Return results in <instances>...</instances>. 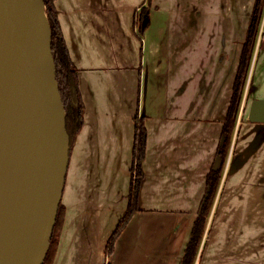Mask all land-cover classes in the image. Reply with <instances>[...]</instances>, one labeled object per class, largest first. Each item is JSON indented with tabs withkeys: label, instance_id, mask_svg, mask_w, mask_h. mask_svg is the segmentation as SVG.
I'll return each instance as SVG.
<instances>
[{
	"label": "crops",
	"instance_id": "obj_1",
	"mask_svg": "<svg viewBox=\"0 0 264 264\" xmlns=\"http://www.w3.org/2000/svg\"><path fill=\"white\" fill-rule=\"evenodd\" d=\"M146 2L55 1L84 123L70 150L52 264H180L198 215L255 0H150L140 35ZM210 66L224 87L233 74L220 105L210 98ZM136 116L147 130L140 210L108 256V234L128 206ZM242 122L239 114L195 264H264V138Z\"/></svg>",
	"mask_w": 264,
	"mask_h": 264
},
{
	"label": "water",
	"instance_id": "obj_2",
	"mask_svg": "<svg viewBox=\"0 0 264 264\" xmlns=\"http://www.w3.org/2000/svg\"><path fill=\"white\" fill-rule=\"evenodd\" d=\"M248 119L264 123V100ZM69 155L44 0H0V264H43Z\"/></svg>",
	"mask_w": 264,
	"mask_h": 264
},
{
	"label": "trees",
	"instance_id": "obj_3",
	"mask_svg": "<svg viewBox=\"0 0 264 264\" xmlns=\"http://www.w3.org/2000/svg\"><path fill=\"white\" fill-rule=\"evenodd\" d=\"M56 0H44L45 13L51 29V51L56 70V81L60 92L62 104L66 115V130L70 139V150L80 132L84 120V107L77 87L76 69L71 61L59 23ZM147 6L140 11L139 34H143L149 25L150 0ZM264 16V0H255L249 19L246 37L242 44L239 63L235 73L232 93L224 118L221 137L216 151V156L221 158L219 170L210 169L206 176L205 191L197 217L194 219L189 239L186 244L180 264H195L199 249L205 234L207 220L212 211L224 167L228 159L232 139L241 112L245 88L253 62L257 41L260 35ZM145 22V23H144ZM243 109V108H242ZM145 117H135L134 141L132 148V165L130 168V187L127 194L128 206L122 215L113 234L106 243V254L112 253L116 239L121 235L133 215L140 210L141 186L144 181L143 161L145 159L147 146V130L145 128ZM224 138L221 143V139ZM64 208L60 203L53 233L50 239L49 249L43 264H52L56 252V240L59 239L62 225L64 223Z\"/></svg>",
	"mask_w": 264,
	"mask_h": 264
},
{
	"label": "rangeland",
	"instance_id": "obj_4",
	"mask_svg": "<svg viewBox=\"0 0 264 264\" xmlns=\"http://www.w3.org/2000/svg\"><path fill=\"white\" fill-rule=\"evenodd\" d=\"M261 29H260L261 30L260 31L261 32V37L263 36L262 38H264V26L262 27V25H261ZM261 43L262 44L260 46H258L257 49H256L255 57H254L253 64H252V67H251L250 77L248 76V80H247V84H246V88H245L244 98H245V94H246V91H247L246 103L244 105L245 108H243L242 111L240 112L241 118L243 120L242 125H244V123H246V121H248V112H249L250 103L253 100L252 93H253L254 89H255V94L254 95H256L255 97H258L256 99H264V55H262V51H263L262 45L264 44V41H262ZM210 52H211L210 59H209L210 61H214L215 60L216 62L219 63L220 60L223 58V56L220 55V53H219L220 50H214L211 47L210 48ZM227 67L228 68L230 67L229 63H227ZM229 70L231 71L232 69H229ZM229 70H227L226 74L229 72ZM194 73H195V75L206 77L207 70L206 69L196 70V68H195V72ZM208 74H209V77H210V83L212 84L214 82V89H213V93L211 91L210 98L213 99L212 100L213 102H216L218 105H220V102H222V99H223L224 95L227 94V90H228L229 85H231V83H232L233 74H232L231 77H229L228 81L225 84V87L223 86V83L225 81L224 80L225 79V75L222 78L219 79L217 73L215 72V69L211 68V66L208 69ZM216 77L218 79H216ZM248 81H249V83H248ZM247 85H248V89H247ZM200 92H203V90H200ZM218 96H219V98H218ZM200 98H201V95L199 96V99H197V100L194 99L195 100V105H194V110L195 111L197 110L199 105H200V107L203 106V104H201ZM218 110H219V108L215 111V114H216V112ZM208 120H210V122H211L212 118H208V119L204 118L203 122L207 123ZM221 124H222V122H221ZM253 124H257L258 127L261 128V131H260V134H259V138H260V140H262L264 138V123H253ZM217 141H218V139H217ZM232 148L233 147H232V144H231L230 150ZM229 154H230V151H229ZM228 157H229V155H228ZM227 163H228V160L226 161V164ZM226 164H225V166H226ZM224 170H225V167H224ZM130 182H131V179H130V176H129V182L127 180V185H126V182H125L123 187L124 188L126 187L128 189V186L130 187ZM126 200H127V196H126ZM118 221L119 220H117L114 223V225L112 227V230H110V232L108 234V237H110L111 234H113V231L116 228V226L118 224ZM62 227H63V225H62ZM107 231L108 230L106 229V232ZM58 241H59V239H57L55 241L56 244L58 243ZM55 248H57V245H56Z\"/></svg>",
	"mask_w": 264,
	"mask_h": 264
},
{
	"label": "flooded vegetation",
	"instance_id": "obj_5",
	"mask_svg": "<svg viewBox=\"0 0 264 264\" xmlns=\"http://www.w3.org/2000/svg\"><path fill=\"white\" fill-rule=\"evenodd\" d=\"M241 111H242V108H241Z\"/></svg>",
	"mask_w": 264,
	"mask_h": 264
}]
</instances>
